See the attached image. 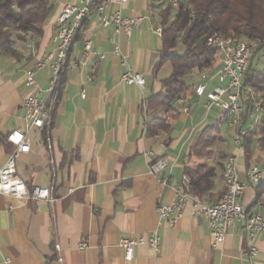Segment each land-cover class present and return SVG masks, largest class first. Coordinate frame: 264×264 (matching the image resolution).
<instances>
[{
	"label": "crops",
	"instance_id": "1",
	"mask_svg": "<svg viewBox=\"0 0 264 264\" xmlns=\"http://www.w3.org/2000/svg\"><path fill=\"white\" fill-rule=\"evenodd\" d=\"M149 1L125 3L126 16L144 17L131 36L101 26L96 13L85 20L70 50L57 98L47 90L51 68L37 73L39 96L48 107L55 103L49 134L37 127L27 131L25 69L37 57L55 51L53 36L60 12L64 4L78 0H56L44 34L27 43L18 42L17 56L0 52V168L13 148L5 141L7 134L14 129L26 131L31 151L20 156L19 173L30 189L54 184L56 196L51 203L0 193V264H264V234L256 240L255 257L244 255L248 242L242 225L232 228L225 241L215 245L207 221L194 215V202L201 201L194 196L175 225L159 226L157 208L176 201L186 167L202 162L213 165L215 159L225 162L234 154L240 180L247 182L248 165L244 148L236 143L228 152L216 144L215 158L191 156L199 131L228 122L222 109L207 108L205 98L194 93V86L202 80L201 72L192 76V88L176 101L178 112L171 119L170 131L148 133L147 123L162 113V79L170 72L169 65L158 73L154 70L162 47L155 28L161 22L151 5L153 0ZM117 7L112 5L111 9ZM144 7H148L147 12ZM150 7L156 18L148 14ZM87 39L104 58L93 55L81 63ZM116 47L122 55L115 53ZM214 66L220 68L221 60ZM128 68L143 74L144 88L122 81ZM250 114L245 115L244 128L253 125ZM220 151L227 157L220 158ZM160 160L167 166L155 174L151 167ZM224 190L222 170L215 178L214 198L205 203L217 201ZM256 194L255 184H249L242 202L264 215V201H256ZM155 231L161 236L160 251L139 244L134 258H125L119 244L122 237L149 236ZM81 241L88 246L80 247Z\"/></svg>",
	"mask_w": 264,
	"mask_h": 264
},
{
	"label": "built area",
	"instance_id": "2",
	"mask_svg": "<svg viewBox=\"0 0 264 264\" xmlns=\"http://www.w3.org/2000/svg\"><path fill=\"white\" fill-rule=\"evenodd\" d=\"M129 0H78V3L64 4L58 17L56 31L53 40L56 42V49L42 57H37L25 69V86L29 90L24 98L23 107L26 115L27 131L34 127L47 129L48 134L53 121V111L55 103L48 107L46 101L39 96L41 91L37 82V73L50 66L52 78L48 87V92L57 98L62 84L63 73L67 67L70 50L75 43L78 34L82 31L85 20L93 13L98 15L99 23L103 27H113L116 34L125 33L131 36L136 28H139L143 16L129 17L123 13V7ZM174 7L180 5V0H171ZM112 5H117L111 9ZM155 32L162 36L163 28L159 25ZM208 45L214 46L223 54V61L217 71L201 72V82L195 85L194 93L205 98L207 108L218 107L222 109L228 117V124L237 129L235 143L243 147V135L245 112L244 77L254 55L258 42L250 44L223 43L219 40L208 38ZM32 45L28 44V47ZM115 53L122 55L119 47ZM98 55L105 57L94 49L90 39L85 40L83 46V61ZM122 81L127 85H138L145 87L146 79L142 73L128 68L122 75ZM82 96H86L83 90ZM55 102V101H54ZM264 106L260 101H255L251 114L254 115L253 125L258 123L263 115ZM6 141L12 145V150L5 164L0 168V193L12 195L16 198H28L34 201L44 200L53 203L56 200L54 184L51 186L28 187L27 181L20 175L18 170V160L22 154L31 151V138L26 131L14 129L6 136ZM167 166L165 161H157L152 167L153 173H158ZM225 180V190L215 203L194 202V215L205 219L211 229L215 245L225 241L228 232L242 225L248 246L244 252L246 257H255L258 254L256 240L260 234H264V215L253 212L242 202L244 191L249 184L260 183L264 179V169L260 165H254L246 171L247 182H243L239 177L238 158L231 154L225 161L223 171ZM167 183V180H164ZM192 200L190 193V178L183 177V183L176 189V201L173 203L160 204L157 208L160 217L159 226L164 223L175 225L177 220L186 210L187 203ZM12 208V206H10ZM124 249L125 258H134L135 250L139 244H149L156 251L161 250V236L155 231L149 236L122 237L119 241ZM80 247L85 248L88 244L80 242Z\"/></svg>",
	"mask_w": 264,
	"mask_h": 264
},
{
	"label": "trees",
	"instance_id": "3",
	"mask_svg": "<svg viewBox=\"0 0 264 264\" xmlns=\"http://www.w3.org/2000/svg\"><path fill=\"white\" fill-rule=\"evenodd\" d=\"M151 5L158 11L163 28L160 58L154 70L158 73L169 65L170 72L162 79V113L146 125L149 134L170 131L171 119L178 112L176 101L192 88L188 77L219 68L214 65L218 58L221 59V51L207 43L215 33L227 40L242 38L258 42L244 77L243 118L251 113L255 101L264 106V67L260 68L254 61L261 51L264 53V0H184L178 7H174L171 0H153ZM55 8L56 0H0V52L17 56V43L42 36L45 21ZM173 14L175 17L171 18ZM244 129L243 148L248 169L254 165L264 166V112L258 123ZM222 140L221 127L206 126L194 139L191 156L215 158V145ZM218 156L224 159L227 153L220 151ZM224 167L225 162L217 159L213 165L202 162L186 167L191 195L202 202H210L215 196L212 192L215 178ZM255 188L256 201H264V180L255 184Z\"/></svg>",
	"mask_w": 264,
	"mask_h": 264
},
{
	"label": "rangeland",
	"instance_id": "4",
	"mask_svg": "<svg viewBox=\"0 0 264 264\" xmlns=\"http://www.w3.org/2000/svg\"><path fill=\"white\" fill-rule=\"evenodd\" d=\"M144 2H147L149 0H143ZM150 3L152 2L151 0L149 1ZM146 12H147V9L148 7H144ZM150 15H152V17L156 18V11L152 10V8L150 7ZM174 14L171 15V18H174ZM157 19L161 22V18L160 16H157ZM242 39V38H241ZM246 40V39H245ZM247 41V40H246ZM219 60V58H218ZM255 63L258 64V66L260 68L264 67V53L263 51H261V55H257V57H255ZM47 68H50V66H48ZM166 71H164L163 74H165ZM198 73H195L194 76H197ZM188 79H192V77H188ZM250 118V121L254 118V115L250 114L249 116ZM223 122V121H222ZM246 123H244L243 125L245 126ZM221 131H222V135H223V138L224 140L222 141V143L218 142L217 143V146L216 147H222L223 146V150L228 152V151H232L233 149H235L236 147V144H235V138H236V135H237V129L235 127H231L228 122H225L222 124V127H221Z\"/></svg>",
	"mask_w": 264,
	"mask_h": 264
},
{
	"label": "bare ground",
	"instance_id": "5",
	"mask_svg": "<svg viewBox=\"0 0 264 264\" xmlns=\"http://www.w3.org/2000/svg\"><path fill=\"white\" fill-rule=\"evenodd\" d=\"M181 1H184V0H180V2ZM187 5L188 4H185L186 7H187ZM211 38L219 40L220 42H223V43H235L236 41H238V43H241V44H250V41H246V40L241 39V38H234V39L227 40V39H225L224 37H222L218 33H215V34L211 35ZM220 60L223 61V54H221V59ZM262 180H264V179H261V181ZM254 184H258V183H254Z\"/></svg>",
	"mask_w": 264,
	"mask_h": 264
}]
</instances>
